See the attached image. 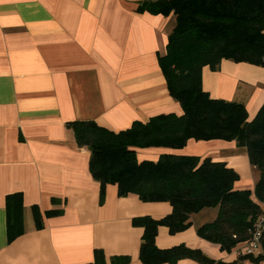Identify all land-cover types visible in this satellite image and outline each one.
<instances>
[{"label": "crops", "instance_id": "crops-1", "mask_svg": "<svg viewBox=\"0 0 264 264\" xmlns=\"http://www.w3.org/2000/svg\"><path fill=\"white\" fill-rule=\"evenodd\" d=\"M139 1L0 0V264H91L95 250L106 264L114 256L142 264L143 228L133 218L171 212L167 201L118 196L113 184L101 201L90 152L67 126L95 120L118 131L157 113L181 112L158 63L175 16L136 12ZM201 81L211 97L243 103L249 120L264 103V67L223 59L215 69L204 66ZM164 151L225 162L238 173L239 189H252L258 179L245 147L234 140L189 139L179 149L149 147L137 156L155 160ZM15 192L22 194L25 230L9 242L5 200ZM33 207L41 228L35 227ZM53 208L62 212L46 216ZM203 212L192 214L191 225L175 234L159 226L155 244L183 243L227 264H264L236 261L238 251L200 237L197 228L217 210ZM176 264L202 263L183 258Z\"/></svg>", "mask_w": 264, "mask_h": 264}, {"label": "trees", "instance_id": "trees-1", "mask_svg": "<svg viewBox=\"0 0 264 264\" xmlns=\"http://www.w3.org/2000/svg\"><path fill=\"white\" fill-rule=\"evenodd\" d=\"M135 11L175 16L158 63L167 91L179 103L181 112L157 113L118 131L95 120H74L67 126L73 130L77 144L90 152L89 171L99 182L101 201L106 185L113 184L118 196L136 195L145 202L170 203L171 212L160 219L133 218V224L143 228L139 248L142 264H176L183 258L202 264H227L183 243L159 248L155 237L159 226L175 234L191 225L192 214L217 207L216 217L196 232L229 252L250 237L253 222L264 209V103L249 120L243 103L211 97L201 81L202 68L215 69L223 59L264 67V0H142ZM189 139L234 140L244 146L250 164L259 173L254 188H237L235 169L208 156L170 151L155 160L137 156L138 149L143 148L179 149ZM56 202L52 199L53 204ZM5 206L10 242L25 230L22 194H8ZM61 212L53 208L45 215ZM33 214L35 227L41 228L36 207ZM260 244L256 257L241 254L236 261L264 260V233ZM110 261L125 264L128 257L114 256ZM91 264H106L102 251H94Z\"/></svg>", "mask_w": 264, "mask_h": 264}, {"label": "built area", "instance_id": "built-area-1", "mask_svg": "<svg viewBox=\"0 0 264 264\" xmlns=\"http://www.w3.org/2000/svg\"><path fill=\"white\" fill-rule=\"evenodd\" d=\"M262 233H264V209L261 210L253 222L250 237L245 241L239 242L233 249L238 251L239 255L246 254L256 257L260 252Z\"/></svg>", "mask_w": 264, "mask_h": 264}, {"label": "rangeland", "instance_id": "rangeland-1", "mask_svg": "<svg viewBox=\"0 0 264 264\" xmlns=\"http://www.w3.org/2000/svg\"><path fill=\"white\" fill-rule=\"evenodd\" d=\"M251 174L253 175V177L255 178L256 176L258 177L259 176V173H258V171L257 170H251ZM255 185V184H254ZM254 185H253V188H254ZM252 188V189H253ZM217 210V208H214V207H207V208H205V212H203L204 214H202V215H205V216H209L210 215V213L212 212V211H214V210ZM197 220H198V218H197Z\"/></svg>", "mask_w": 264, "mask_h": 264}]
</instances>
